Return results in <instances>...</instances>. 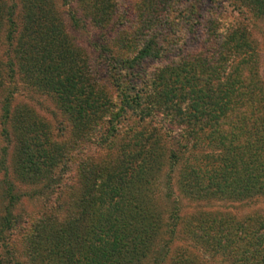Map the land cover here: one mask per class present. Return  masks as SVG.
Listing matches in <instances>:
<instances>
[{
  "label": "trees",
  "instance_id": "obj_1",
  "mask_svg": "<svg viewBox=\"0 0 264 264\" xmlns=\"http://www.w3.org/2000/svg\"><path fill=\"white\" fill-rule=\"evenodd\" d=\"M20 1L27 13L26 40L19 43L15 54L19 55L21 79L36 88L60 91L57 100L71 123L73 137L96 131L99 121L109 130L111 121L118 117L123 119V114L135 117L140 124L150 122L154 127L149 132L134 134L117 164L104 170L101 180H95V171L88 172L92 179L81 182L76 190L79 191L75 200L78 214L72 221L57 223L46 216L30 225L21 246L16 247L5 238L18 230L16 218H8V213L3 216L0 219V264H18L17 259H22L21 264H142L148 259L160 264L168 253H175L170 255V264L189 263L187 260L183 263L188 256L189 261L196 264L197 254L170 251L169 246L180 233L179 218L173 213L175 208L169 212L164 225L160 212L150 206L149 188L160 173L163 153L154 136L160 132L170 139L176 138V148L181 151L169 148L163 159L168 162L169 173L173 167L181 166L180 173L186 178L184 181L183 177L178 178V189L184 196L200 197L202 190L207 195L212 192L221 200H234L236 192L237 195L244 193V197H238L248 201L264 197V90L254 77V52L246 50L243 31L206 36V45L200 53L188 57L178 54L169 67L152 68L153 63H159L173 50V44L168 45L170 40L162 36L150 37L142 29L165 25L170 22L172 13L180 14L186 6L181 3L179 10H175L178 6H170L167 0L140 3L139 8L136 7L138 22L135 26H140L141 31L119 38L132 47L119 48L114 53L105 47L103 53L104 57L107 55L105 75L115 93L117 105L114 107L93 88V81L88 84L85 80L84 64L65 45V36L60 32L56 38L52 27L42 28L41 20L45 22L52 17L50 7L43 5L44 10L41 0ZM248 1L254 16L263 17L264 0ZM4 5L0 0V30L3 27L8 30L12 24L13 6L4 8ZM2 69L0 67V95L4 97L9 91L4 87ZM83 90L85 97L80 96ZM70 98H76V102ZM6 100L5 96L4 122L13 120L15 127L14 172L29 180L52 181L48 177L51 171L48 160L40 161L37 157L38 153L44 155L47 134L41 124L29 116L17 113L15 117L8 116ZM106 107L115 111H107ZM248 118L251 123L245 128L243 120ZM244 136L249 139L248 145L240 143ZM206 140L212 145L211 151L203 156L205 164L190 165L183 158L184 153L192 152L195 145ZM59 157L58 152L53 164ZM169 175L165 177L167 182L171 180ZM257 220L258 224H254L248 217L244 223H236L234 230H227L226 241L220 246L212 239L221 230L217 228L209 236L208 223L196 227L192 237L214 243L211 253L228 257L233 252L237 254L236 262L231 264H245L246 255L253 258L264 250L263 234H256V230L264 228V217ZM233 232H239V236L233 237ZM158 242L162 246L159 247ZM241 243L243 250L239 249Z\"/></svg>",
  "mask_w": 264,
  "mask_h": 264
},
{
  "label": "rangeland",
  "instance_id": "obj_2",
  "mask_svg": "<svg viewBox=\"0 0 264 264\" xmlns=\"http://www.w3.org/2000/svg\"><path fill=\"white\" fill-rule=\"evenodd\" d=\"M41 1L43 4L39 5L42 4L43 9V5L47 9L50 7L49 10L52 13V19L45 20V22L41 20L42 28L52 27L56 38L60 32L65 36V45L73 52L74 57L78 60L81 59L84 64L85 80L88 84L93 81V88L100 91L110 105L116 107L115 93L108 84V78L105 75L107 55L104 57L103 53L106 48H110L114 53L119 48L129 50L132 47V44L128 42H120L119 38L123 34L129 35L142 29L140 26H135L138 22L137 8L140 3L144 4L143 2L146 0ZM167 1L170 6H178L175 10H179L181 3L186 6V9L180 11V14H177L178 11L172 13L170 22L165 25L156 24L142 29L146 31V34H150V37L162 36L166 40H170L168 45L173 44V50L171 49L169 54L164 55L159 63H153L152 68L169 67L171 62L177 60L176 55L178 56V54H185L184 56L188 57L190 54L200 53L206 45V36L223 32H226L225 35L234 34V32L243 31L246 50L254 52V67L252 68L255 72L254 77L264 90V16L261 18L254 16L250 1ZM3 2L5 3L4 8L13 6L10 13L12 20L10 28L7 30L6 27H3L0 30V67H3L4 87L7 86V92L9 91L4 95L7 98V102L5 101L4 104L9 108L8 116L15 117L17 114H21L29 116L33 121L41 124L42 131L47 134L48 140L47 147L43 148L44 157L40 153L37 154V157L40 161L42 158L48 160V169H51L48 177L52 178V181L49 182L47 180L35 181V179L29 180L20 177L14 172L17 158L14 156L16 137L13 130L15 127L13 120L4 122L2 109L4 97L0 95V219L7 213L8 218H16L18 230L6 235L5 238L16 247H20L30 225L45 219L46 216L52 217L53 222L57 223L72 221L78 214V204L75 200L79 197V191L76 190L81 182L92 179V175L88 172L95 171V180H101L103 171L112 169L117 164L122 151L131 143L132 136L137 132H149L154 124L150 122L140 124L135 117L123 114L125 116H122L123 119L118 117L111 121L109 130L103 121H99L96 131L87 132L84 136L73 137L71 123L66 120L67 117L57 100L60 91L51 92L40 87L36 88L31 83H27V80L21 79L22 74L18 71L19 55L15 54L19 50V43L26 40L24 30L26 8L20 0H3ZM36 14L34 13V15ZM8 32L10 33L9 38ZM48 75H50L49 72ZM48 75L47 77H49ZM262 95L264 96L263 93ZM80 96L85 97L86 91L83 90ZM72 101L76 102V98ZM106 110L115 111V108L106 107ZM250 123L249 118L243 120L245 128ZM154 138L156 145L163 153H161L160 173L153 186L149 188L150 206L160 212L164 225L173 208H175L174 215L179 218L177 228L180 233L169 246L170 251L194 254L193 256L197 254L199 258L195 259L196 264L235 263L238 256L234 252L229 257L211 253L214 243L216 242L219 246L224 243L227 238L225 235L227 230H234L236 223H244L248 217L253 220L254 224H258L257 219L264 217V197L248 201L247 198L240 199L244 197V193L237 195L236 192L234 200H221L216 198L212 192L207 195L202 190L198 194L200 197L184 196L178 189V178L183 177L180 173L181 166L173 167V171L169 173L168 162H166V158L163 159L167 156L169 148L177 150V152L181 151L180 148H176V138L170 139L160 132H156ZM241 139L243 142L240 143L248 145L247 136ZM178 141L177 143L182 145L181 140ZM211 145L208 140L201 142L194 146L196 148L192 152L186 151L183 158L192 166H203L205 164L203 156L211 151ZM58 152L60 157L57 163L53 164L54 155ZM247 162L249 163V161ZM168 174H170L171 180L167 182L168 179L165 177ZM184 178L186 176L181 180L184 181ZM45 185H47V189ZM206 223L209 224L206 230L208 235L210 232L214 234V230L217 228L221 230L220 234L212 239L214 243H209L208 239L200 240L192 237L196 227ZM256 234H263L264 237V228L256 230ZM236 235L238 237L239 232L232 233L233 237ZM160 240L164 241V238ZM158 245L162 246L160 242ZM242 245L243 243L239 249L243 250ZM168 254L160 264H170V255L173 256L175 253ZM190 258L189 256L184 258L183 263L187 260L189 263L186 264H194L189 261ZM17 260L18 264L22 263V259ZM244 260L245 264H264V250L261 249V252L253 258L246 255ZM142 264H154V262L148 259Z\"/></svg>",
  "mask_w": 264,
  "mask_h": 264
}]
</instances>
